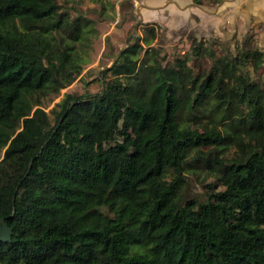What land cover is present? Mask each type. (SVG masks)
Returning <instances> with one entry per match:
<instances>
[{
  "label": "trees",
  "instance_id": "1",
  "mask_svg": "<svg viewBox=\"0 0 264 264\" xmlns=\"http://www.w3.org/2000/svg\"><path fill=\"white\" fill-rule=\"evenodd\" d=\"M82 20L56 0H0V264H264L261 49L214 55L191 36L212 58L194 71L186 54L138 57L135 39L98 91L64 92L50 118L40 97L80 70ZM191 158L223 186L181 198Z\"/></svg>",
  "mask_w": 264,
  "mask_h": 264
},
{
  "label": "rangeland",
  "instance_id": "2",
  "mask_svg": "<svg viewBox=\"0 0 264 264\" xmlns=\"http://www.w3.org/2000/svg\"><path fill=\"white\" fill-rule=\"evenodd\" d=\"M56 1L60 9L66 10L69 17L79 15L83 19L80 36L69 39L71 49L78 54L81 66L70 82L59 87L56 92L40 97V105L50 118L51 108L57 107L55 103L64 92L98 91L103 79L111 76L110 72H107L103 78L99 77L100 70L110 63L120 48L135 39L141 45L138 57L151 47L156 48L157 56L162 63L186 54L187 62L194 71L207 68L212 58L206 53H192L191 36L202 38L203 42L211 44L214 55L221 54L224 47L234 51L236 46L246 40L245 45L261 49L263 57L257 69H250V76L264 81V21L250 20L247 24H241V21L236 19L227 24L211 25L198 17L195 19L187 16L181 20L174 13L166 17L160 8L145 7L157 4L159 0ZM214 2L215 0H201L206 6ZM192 125L198 130H203L209 122L206 117H202ZM220 146V155L229 157L235 152V146L231 142H225ZM171 174V170L167 169L165 176L169 178ZM182 174L184 182L179 189L181 198L190 196L201 198L204 197L205 190L223 186L199 158L189 159V164L182 170Z\"/></svg>",
  "mask_w": 264,
  "mask_h": 264
},
{
  "label": "crops",
  "instance_id": "3",
  "mask_svg": "<svg viewBox=\"0 0 264 264\" xmlns=\"http://www.w3.org/2000/svg\"><path fill=\"white\" fill-rule=\"evenodd\" d=\"M145 7L160 8L166 17L174 13L181 20L187 16L198 17L211 25L227 24L236 19L241 24H247L250 20L264 21V0H215L209 6L192 0H159L157 4Z\"/></svg>",
  "mask_w": 264,
  "mask_h": 264
},
{
  "label": "water",
  "instance_id": "4",
  "mask_svg": "<svg viewBox=\"0 0 264 264\" xmlns=\"http://www.w3.org/2000/svg\"><path fill=\"white\" fill-rule=\"evenodd\" d=\"M118 52H116L110 61V63L117 57ZM109 63V64H110ZM107 64V65H109ZM10 235V227L7 225V223L3 220V216H0V240H7L9 239Z\"/></svg>",
  "mask_w": 264,
  "mask_h": 264
}]
</instances>
